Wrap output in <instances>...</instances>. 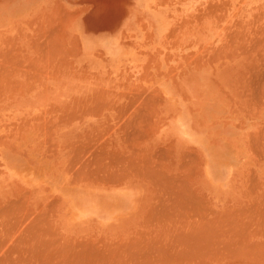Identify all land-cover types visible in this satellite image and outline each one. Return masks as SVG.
I'll list each match as a JSON object with an SVG mask.
<instances>
[{
	"label": "rangeland",
	"instance_id": "374dc122",
	"mask_svg": "<svg viewBox=\"0 0 264 264\" xmlns=\"http://www.w3.org/2000/svg\"><path fill=\"white\" fill-rule=\"evenodd\" d=\"M90 21L97 22V36L99 38L106 33L108 35L112 33L113 35V39L115 40L113 46H104L105 44L102 43L106 53L112 57L113 63L111 69L113 74L109 73L110 75L108 77L105 74L77 72L76 74L78 77L75 78V81L79 85L103 89L105 87L134 88L154 85L157 87V89L153 91L155 95H161V92L164 90L173 88L172 90L179 93L181 97L185 96V100L189 98L190 94V96L194 98L195 103L197 95L200 94L201 90L202 92L206 91V93L212 97H216L220 102L217 103L216 107L220 105L218 107L219 109H221L222 106V110L226 108V112L229 114L235 112V114L239 116L244 128L243 134H245V136L243 135V138L245 137L247 140L251 129L248 126L250 124L249 118L256 119L264 113V104H262L264 103V0H0V92L3 91L0 94V165L2 164L0 166V221L6 217V219H3V221L5 220L4 223L0 222V231L4 227L3 229L6 230H4L7 234L6 236L9 237V242L11 241L9 245L6 246V244H8V239H3L5 233L3 234L2 230L0 236H3V238L0 239V241H2V243H0L2 245L0 246L3 247V250L2 248L0 249L4 253L2 251L0 252V258H3L2 253L4 258L7 257L6 255L8 254L5 252H9L10 250L8 249H17L22 245H26V247L23 246L24 249L20 247L18 250H15L17 251L16 253L19 254L14 253L11 255L13 258H16V261H25V257H30V255L27 254L23 255L20 251H23L24 254L25 252L39 251L34 252L35 256L33 255L32 257L35 258L37 255L39 258L36 257V261L35 259L33 261L49 262L53 264L58 262V248H66L67 251L69 248H85L88 244L87 240L91 242V244L89 243L88 245H94L93 247L113 245V240L94 236L90 237V234L98 231L97 229H91L94 226H87L86 230L83 229L84 227L78 228L77 226L79 223L69 216L70 211L65 208L61 209L59 207L60 204L58 205L59 202H52L53 200L50 198L52 193L57 195L61 191L59 190L60 186L51 185L50 178L47 179L45 177L42 180V186H45L42 194L39 192L33 193L28 187L22 186V183L15 182L16 180L13 177V173H10L3 160V157L6 156L4 155V149H6L11 154L14 152L17 153L25 161L30 163L40 164L50 161L52 164L53 161H55L53 165L64 174L62 164H59L58 161L60 146L59 136L63 135L64 130L71 131L77 129L75 137L72 136L73 139L71 143H67L65 146L62 143V150L64 151L66 149V152L70 154L71 166H76L78 170H95L99 169L98 167H103V170H106L104 169L106 167V144L108 139H111V136L107 134L105 115L107 112V102L110 103L111 109V104L113 102L111 99L113 97L115 98V103H121L124 99L125 110L128 109L131 111V114H144V116L146 114L145 119L146 117L148 118V121L144 120L146 125L137 126V129L136 126L132 128V125H130L129 128L130 130L133 129V131L135 129L137 132L141 131L139 133L140 144H138V146L136 145V149H145V168H148L145 169L146 174L140 175L139 177L138 175H124L126 177L119 176V179L123 178L127 181H141L145 186H208L205 181H202L203 179H201L200 173L196 172L199 168V171L202 170L200 157H195L196 155L190 154L188 149L186 150L187 146L183 144L181 145L188 155L183 152V154L181 153L176 157V147L171 141V137H175L178 141L179 138L182 141L186 140L184 129L187 130V124H191L188 119V121L184 122L186 126H184L182 130L181 127H179L180 124L174 126V123L170 122V117L172 116L170 113L168 114L169 111L166 112V110H171L170 112L176 114V117H173L175 121L179 114L178 111L181 110L180 104H176L178 102L177 98H173L168 94L169 99L165 105L161 99L154 96L156 98L155 100L154 97H152L153 95L149 96L148 94L111 96L105 93H99L82 96L81 99L76 100L75 104L70 105L60 101V96L57 94L50 93L53 87H57L61 82L63 84L64 80L60 78V75H63L64 71H66L67 75L71 74L72 76L74 72L77 71L74 61L80 54L81 47L79 37L77 36L76 38V36H73L74 29L77 28V24L88 23ZM109 24H112L111 30L109 26H107ZM128 44H136L142 51H145L146 58L143 63L134 49L122 48ZM117 46L122 47L119 48ZM87 58L90 60L89 56H87ZM93 64L97 67L100 66L101 63L100 61H96ZM27 66L28 68H26ZM19 71L25 73L21 74ZM123 71H125V73L119 74ZM36 72H38V75ZM201 77H203V79ZM25 78L27 79L25 80ZM18 80L20 81L17 82ZM31 80H33V82ZM11 81L15 82V84L14 82L11 83L12 86H10ZM186 81L193 83L191 85L181 83ZM27 82L30 83L27 84ZM31 83L34 84V86L31 85ZM5 86H7V88ZM20 87L22 89H20ZM8 88L10 89L8 90ZM167 92L168 91H166V93ZM8 96H10V98ZM210 96H208V100ZM116 97L119 101H116ZM261 97L263 99H261ZM192 106L190 110L192 112H197L198 109L194 108L196 104H192ZM98 107L100 108L98 109ZM155 109L157 111H155ZM183 109L185 108L183 107ZM149 112H151V115L148 114ZM262 116L264 119V114ZM90 117L99 121V129H94L93 131H90V129L86 131L81 130V127L83 128L85 122L89 120ZM150 117L152 121L149 119ZM130 120H132V118ZM152 122L153 124H151ZM140 123H143L142 119H140ZM155 125L156 127H154ZM142 126L143 129H141ZM263 127L264 126H259V128L251 131L252 134L248 142V146L251 151H253L252 153L258 162L264 161ZM164 128H166V133L169 134V136L164 135ZM31 132H33V134H31ZM258 133L261 134L263 138ZM26 136L28 137L26 138ZM135 136L138 137L137 134H135ZM188 139L187 143H190L193 137L190 136ZM257 139H259V143ZM260 146L263 148H260ZM164 147L166 149H164ZM168 147L172 148L168 149ZM75 148L77 150H75ZM166 150H168L169 153L168 151L166 152ZM78 151H80V153ZM164 151L166 157L162 155ZM159 152H163L161 156H163L164 159L166 158L165 162ZM148 153L151 154L148 155ZM147 156H150L149 160ZM155 156L158 157V159ZM152 157H154L155 161L152 160ZM159 157L162 158V162ZM194 157L197 160H194ZM150 161L152 164L150 163L151 165L149 166L148 162ZM193 161L196 162L194 163ZM153 163H155V165L158 164L160 168L158 166L156 167ZM187 163L189 164L188 166ZM192 163L199 168L193 170L196 166L192 168L194 165ZM162 165H166V168ZM152 169L153 171L151 173ZM153 172L157 174H153ZM167 172L170 173V176H168ZM148 173L150 175H148ZM212 174L217 178L219 171L217 172L215 170ZM172 176L175 178L172 179ZM108 177L111 176L106 174L76 175L75 184L77 186H64V189L68 194L70 193L73 199L81 198L85 200L83 201L85 204L90 202L87 200L92 199L95 201L94 203L100 206V203L110 201V199L107 200V197L109 198L111 190L104 185L96 186L97 184H95V182L104 183ZM162 177H164L166 183L163 182ZM263 177L264 176L251 174L250 171H247L241 179H236V173L233 172L230 174L227 186H251L250 183L256 186L260 183L259 186H264ZM154 179L158 181L160 179V181L158 182ZM13 180L14 183H12ZM68 181V185L74 184H70V181ZM256 182H258V184ZM52 190H54V192H52ZM149 193L151 197L146 204V215L151 216L153 211V215L169 213L171 208L176 205L170 202L169 191L166 193V191L152 190L149 191ZM154 196L156 198L152 199ZM157 199H161L162 201ZM117 201L118 200L113 199L112 202L113 205L119 207V202L117 203ZM8 202L9 204H7ZM186 203L185 205H187ZM96 204L93 205L95 206ZM191 204L193 205V201L191 203L189 201V205ZM168 205L169 207H167ZM131 206L132 204L130 203L129 210L126 209L122 213L128 214L131 212ZM47 207L49 208L47 209ZM160 208L161 210H159ZM231 210L227 211V214H230V212L234 214V209L233 211ZM11 214H13V216ZM10 215L14 219L10 217ZM16 219H18V221ZM29 219L31 221H29ZM32 219L35 221L36 225ZM7 221V225L13 223L11 227H14L11 228L10 225L7 227ZM27 222H31L32 224ZM49 223H52V225ZM73 225L76 226L75 231L77 234L65 233L66 230H69L67 226ZM146 225L149 226L150 224ZM9 228L11 230H8ZM167 230L154 232L153 229L147 228V237L145 238L147 242L144 241L145 239L140 241H144L146 247H152V244L147 243L152 242L153 245H155V240L157 239L161 243L156 241L161 245L156 244L158 246L153 247L165 246V244L167 246L172 240L176 239L172 237L174 234L171 233L170 230ZM83 231H87V233L81 234ZM60 232H62V234ZM35 235H37V239H39L38 242L35 241L37 240ZM155 235L157 236L155 237ZM17 236H19V238ZM30 236L32 240H30ZM43 237L47 240L44 239L42 241ZM149 237L153 238L150 239ZM170 237L171 240L169 241L168 239ZM152 239L154 242L151 241ZM17 240L21 242L19 243L20 245L15 243V246H19L15 248L13 247L14 245L12 246V243ZM6 241L7 243H5ZM41 241L43 244H46L45 248H43L44 245L41 246ZM85 241L87 244H84ZM114 241L116 242V240ZM121 241L122 240H119V242ZM185 241L189 240L184 239L183 242L185 243ZM34 242L36 243L33 244ZM48 242L49 244H47ZM79 242L81 245L84 244L85 246L83 245L81 247V245L78 244ZM178 242L183 243L182 240L176 239L172 241L170 245H176ZM28 244H37V246H35L36 249H34L35 247H32V245L28 247ZM62 245L64 246L62 247ZM47 247H49V252L47 251ZM43 249L46 250L43 251ZM53 250L56 251L53 252ZM227 256H223L224 259L220 260L222 255H220V258L219 254L214 255V260L211 259L210 264H237L239 259H241V264H264V256L262 257V255H242L244 257L240 255ZM8 257L10 256L8 255ZM71 257L74 258L77 256ZM80 257L83 258V263L88 262L86 257L89 258V255H81ZM66 258L68 260L70 255H66Z\"/></svg>",
	"mask_w": 264,
	"mask_h": 264
},
{
	"label": "crops",
	"instance_id": "0c3cea01",
	"mask_svg": "<svg viewBox=\"0 0 264 264\" xmlns=\"http://www.w3.org/2000/svg\"><path fill=\"white\" fill-rule=\"evenodd\" d=\"M76 26H77V28L74 29V33H73L74 35L73 36L74 37L76 36V38H77V36L79 37V43H80V47H81L80 54L78 55V57L74 61L77 71L74 72V75L73 76L71 74H68L67 75L66 74V71H64L63 75L62 74L60 75V78H63V80H64L63 81V84L61 82V83H59V85L57 87H53L52 88V91L50 93L57 94L58 96H60V98H59L60 101H63L64 103H67V104H70V105L75 104L76 100L81 99L82 96H89V95H94V94H99V93H105V94L111 95V96H119V95H125V94H138V95H147L148 94V95H153V91L157 89V87L154 86V85H152V86L146 85V86H143V87H134V88L105 87L104 89L103 88H97V87H91V86L79 85L75 81V78L78 77V75L76 74L77 72H80V73H83L84 72V73H87V74H94V73L105 74L108 77L110 75L109 73L113 74V71L111 69L112 63H113L112 62V57L108 53H106V50H104V46H113L115 40L113 39L112 33H110L109 35L106 33L104 36H102V37L99 38L97 36V31H98V24H97V22L90 21L88 23H80V24H77ZM107 26H109L110 30L112 29V24H109ZM82 27H84V28H82ZM102 43H104L105 45L102 46ZM117 47L121 48L122 46L121 47L120 46H117ZM122 48L123 49H130V48L134 49L135 52L139 55L140 59L142 60V63L145 61V58H146L145 51H142L140 49V47H137L136 46V44H128L127 46H123ZM87 56L90 57V60L87 58ZM96 61L97 62L100 61V63H101L100 66H97L96 67L95 64H93ZM123 73H125V71H123L122 73H119V74H123ZM119 74H117V75H119ZM80 75H82V74H80ZM201 78L203 79V77H201ZM181 83H186V84H190L191 85L193 82L189 83V82L186 81V82H181ZM102 91H105V92H102ZM111 100L113 101L112 104H111V109H110V103L107 102V108L108 109H107V112H106V115H105V120L107 122V134L111 136V139H108L107 144H106V150H107V153H106V165L107 166L105 167L106 170H103L102 169L103 167H101V168L98 167L99 169H95V170H92V169L91 170H78L76 168V166H71V163L72 162H71L70 154H69V152H66V149L64 151L62 150V143H63L64 146L67 143H71L72 142V139H73L72 136L75 137V133H76V130L77 129H73L71 131L64 130L63 135H60L59 136L60 146H59V151H58V161H59V164H62L63 172L68 176L70 183H73L74 182V184H75V176L76 175H80V174H101V173L102 174H105L107 171H108V173L111 171L110 172L111 174L110 173L109 174L106 173V175H108V176L111 175L112 178L111 177H108L104 183L103 182H95V184H97L96 186H103L104 185L106 188L109 187V189L111 191L112 190H114V191L116 190V191L124 192V196H126L127 200L132 204V206H131L132 207L131 208V212H129L128 214L123 215V216L112 217V219L106 221V223L104 224V227H103L104 229L95 231L94 233H92V234L89 235L90 237H93L94 236V237H99V238H106L107 240H113V242H112L113 245H111V247H110V245H107L105 247H91L92 248L91 250L89 248V251L92 252L90 254H88L89 251H88L87 248H69L68 251L65 248L62 249V251L60 249H58L57 254L59 255V259H58L59 261L57 263L58 264H65L67 262L66 264H73V263L74 264H83V263H81L83 259H81L80 256L81 255H89L90 259L89 258L87 259V261L90 260L88 262L89 264H92V262H93V264H120V263L121 264H141L140 262H142V264H149L151 261L154 262L153 264H163L164 262L167 264V261H168V264L169 263L170 264H177V263H174V262H180L179 264H181V263L182 264H186L187 262H188L187 264H191V263L192 264H200V263L201 264H208V262H211V259L213 258V256L216 253H218V254L220 253L219 250L222 251V248H224V246H225V248L229 247L227 249V252L231 251L228 254H232V255H236L238 252H239V254H237V255H241V254L242 255H253L255 253H256L255 255H257V254L258 255H262L264 253V245H263V242H264V237H263V235H264V224H262V223H264V221H263V219H264V212H263L264 211V204H263L264 201H262L264 199V196H263L264 195V186H261V188H260V186H257V187L256 186H171V187L169 186V188L166 186L167 187L166 188L165 186H145V184L142 183V182H140V181H129V180L127 181V180H124L123 178L122 179H119V176H124V175H128V174L129 175H134V174L136 175V173L138 174V176H140V175H144V173H145V171H144L145 170V164L143 163L144 166L142 164V162H145V154H144L145 153V149L143 148L144 149V152H143V150L141 151V149H139V148L136 149L135 146L136 145L138 146V144H140V138L138 139L139 136L136 137L134 135V134H138V133H136L135 130L133 131L134 132L133 133L129 129L130 128V125H133V124H134L133 125L134 127L135 126H140L139 125L140 119H142V117H144V115L138 116L139 114H134V113L131 114V111H129L128 109L125 110V100L124 99L121 101V103L120 102H116L115 103L114 102V100H115L114 97ZM116 101H119V99L117 97H116ZM222 108L223 107L221 106V109ZM223 110H224L223 111L224 114H223V116L221 118L222 119L221 126H220L221 128L219 127V129L217 131H214V132L219 133L222 129H225L226 127H232L233 128V136H224L223 137L224 140L228 141V140L233 139L234 141H236V140L240 139V143L243 141L242 142L243 146L241 147V149L239 148L237 150L238 162H237V165L234 167V171H233L234 173H236V176H238V178L236 177V179H241V177L248 170L252 174L255 173V175L264 176V161L258 162L257 159L254 157L251 149L248 146L249 138L251 137V131L259 128V126H264V119H263V116H262L264 113H262L256 119L249 118L250 119V124L248 126L251 129L249 131V136L250 137L247 140V138H245V137L243 138V135L245 136V134H243L244 128H243V125H242V122H241V119L239 118V116L236 115V114L234 115L235 112H231V114H229L228 112H226L227 111L226 108L223 109ZM131 118H132V120L130 121ZM109 119H110V121H109ZM133 119H134V121H133ZM142 120H143V123H140V124L144 126L145 125V121H144L145 120V117ZM245 120H247V119H245ZM130 122H131V124H130ZM136 122H137V125H136ZM99 126H100L99 121L93 119L92 117H90L89 120H87L85 122V125L83 126V128L81 127V130L86 131V130H89L90 129V131H93L94 129H99ZM211 132L209 130V134ZM216 133H214V134H216ZM171 141L175 144V147H176V157H177V155H180L181 153L185 152L183 146L181 145V142L178 141L175 137L174 138L171 137ZM132 145H134V146H132ZM131 149H133V152H132ZM119 152H120V154H119ZM125 152H127V153H125ZM239 153H241V154H239ZM248 153H249V156H248ZM131 155H132V157L130 158L129 156H131ZM134 155H136V156L134 157ZM114 157L117 158V160L120 157V159H119L120 161L118 160L117 161L118 163H117ZM127 157H128V160L130 158V162L127 160ZM142 157H144V158H142ZM247 157L249 159H246ZM135 158H137V159H135ZM135 160H138V161H135ZM133 161H135V162H133ZM112 162L115 165L114 164L111 165ZM129 163H131L130 166H129ZM123 165H124V167L126 166L124 169H122L123 168ZM138 165H139L140 169H139ZM118 167H120V168H118ZM133 167H134V170H133ZM126 168H128V169L130 168L129 169L130 172ZM136 169L138 170V172H137ZM118 171H119V173H117ZM141 171H143V172H141ZM134 172H136V173H134ZM243 172H245V173H243ZM112 173H114V177H113V174ZM121 173H123V174L120 175ZM109 178H111V179H109ZM113 178H115V179H113ZM162 187L163 188H166V189H163ZM172 187H174V189H172ZM252 188H253V190H252ZM167 189L170 192V194H169V197L171 199L170 202H173V203L174 202H176V203L178 202L175 206H173L171 208V211L169 213H167L169 215H166V213L165 214H155V215H151L153 218H151V216H149V215H146V209H145L146 208V204L148 203V201H149V199L151 197V194L149 193V191H152V190H156V191H163L164 190V191H167ZM184 189H185V191H184ZM191 192H194V193H191ZM254 192H256V193H254ZM260 193L262 194V196H261ZM185 194L188 197H190V198H188ZM114 195L115 194H112L110 196L113 197ZM174 197H176V198H174ZM184 201H186L188 204H189V201L190 202L193 201L192 207L191 206H188V205H186V206L183 205V204L186 203ZM260 201H262V202H260ZM201 202H202V204H201ZM259 202L262 203L261 204L262 206L260 205ZM179 203H180V205H179ZM205 203H207V204H205ZM201 205H204L205 207L207 206L206 209L208 208L210 210H208V209L206 210L205 207L204 206H201ZM241 206L244 207V208H242ZM254 206H256V208ZM180 207L181 208L184 207V208L181 209ZM202 207H203V209H202ZM238 207H240V208H238ZM233 208H234V211L236 213H234L233 215L232 214H228L231 217L230 218L227 215V211H229L230 209H233ZM257 208H258V210H257ZM172 209H173V211H172ZM177 209L179 210V212L181 214L178 212ZM239 209L242 210V211H244V212L247 211L248 213L252 209L251 211H253L254 213H256V211H257V213H256L257 215H255L253 212H250L249 215H247L248 213H243V215H244V218H243V216L242 217L240 216V214L242 215V213H240L242 211L238 212ZM248 209H249V211H248ZM174 210H175V212H174ZM195 210L196 211L198 210L197 212L199 214H197V212ZM203 210L205 211V213L203 212ZM261 210H262V213H261ZM201 211H202V214H201ZM224 211H226V212H224ZM184 212H185V215H184ZM194 213L196 214L197 217H195V214ZM174 214H175V216H174ZM200 214H201V219H202V217H204L202 219V221H200V218L198 219V216ZM206 214H207V216H206ZM221 215L223 217L226 216L225 219L227 218V221L224 220V218ZM235 215H237L236 218H235ZM245 215L247 216L246 218H245ZM182 216H184V217H182ZM252 216H253V218H251ZM260 216H261V219H260ZM240 217H241V219H244V220L241 221ZM222 218H223L224 221L222 220ZM229 218H230L231 221L229 220ZM146 219H147V221H146ZM164 219H166V221ZM169 219H170V221H169ZM175 219H177V220H175ZM204 219H206V220H204ZM252 219H254V220H252ZM151 220H152L153 223H151ZM198 220H199V222H198ZM186 221H187V223H185ZM208 221H209L210 224H213L212 221H214V224L215 223L216 224L215 225L213 224V225L216 226V227H214L213 225H210L208 223ZM215 221H219L221 223L219 224L218 222H215ZM222 221H223L224 224L222 223ZM236 221H237V223H236ZM192 222H193V224H192ZM227 222H230V223L231 222H234L235 224L234 223H231L232 226L231 227H228L227 226V229H226V226L224 227V225H228ZM244 222L245 223L248 222L247 223L248 226L245 225V226H247V228H246L245 231L248 232V234L250 235V237L248 236V238L246 237L248 234H245V232H244V229H245ZM249 222L250 223L252 222V224L250 225L251 228H249V231H248ZM205 223H207L208 226ZM259 223L263 226V228H262V226H260ZM146 224H150V225L147 227ZM152 224L153 225L155 224V225L153 226ZM158 224L161 225V226H159ZM241 224H243V225H241ZM194 225H196L198 228L197 227L194 228ZM202 225H205L206 227L205 226L202 227ZM222 225L224 227V228L222 227L224 229V231H223L222 228H220V226H222ZM234 225H236V228H235ZM238 226L239 227L242 226V227L241 228H238ZM155 227H156V229H155ZM212 227L213 228H216V229H213ZM67 228L69 230H66L65 233L77 234V232L75 231L76 226H74V225L73 226H67ZM147 228L153 229L154 232H158V231H161V230H164L165 231V230L168 229V230L171 231V233L173 232V234H176V237H179V240H183L184 237H186V240L189 239L191 241H188L187 242L188 244H186V242L183 244L184 246L188 245L187 247L182 246L181 245L182 243L180 244L179 242H178L179 244H177L176 247L174 245H170L171 247L168 246L172 250V252L166 246H162L161 248L160 247H157L160 250H158L156 247H154V248L153 247H151V248L148 247L149 249L146 247V249H145V244H142L144 241L141 242L140 240L141 239L144 240L147 237V234H146ZM192 228L194 230L197 228L195 230L196 231L195 233L192 232L193 231ZM200 228H203L204 231L206 230L205 228H208L207 229L208 231L206 230L204 232V235L206 233L207 237L210 236L209 240L212 239L215 236L214 233L216 231L218 232V235H216V236H219L220 238H217L216 237L217 238V240H216L215 237H214V240H216L215 245H214V242L215 241L210 240V241H212L210 243L208 241V238L206 237V235H205V237H203V234H202L203 230L200 229ZM229 228H230V231H231L232 228H235V229H233L230 232V231H228ZM237 228L240 229V230H242V233H244V235H246V236H244L242 233H240L241 231L238 230ZM187 229L188 230H191L190 233H192V234H190ZM198 229H200V230H198ZM178 230H180V231H178ZM210 230L214 234L213 237L211 235L212 232L209 235L207 234V233H209ZM218 230H220V231H218ZM226 230L229 232V234L228 233H224ZM236 230L240 233V235H242L244 237H240L239 238L240 235H239V233ZM252 230H253V233H252ZM259 230H260V235L258 234ZM187 231H188V233H187ZM198 231L199 232L202 231V232H200V235L202 234L201 236L203 238L202 237H199V236L197 237L195 235L196 233H197V235H199L198 234ZM233 231H235L234 232L235 234L232 233ZM221 232L224 233L223 234V237H221L222 236L221 235ZM261 232H263V233H261ZM60 233L62 234V232H60ZM84 233H87V231H83L81 234H84ZM181 233H183L184 236L182 234V236L180 237L179 235H181ZM186 233H187V236L189 234V237L190 238L192 237V239H190L189 237L187 238V236H185ZM255 233H257V234H255ZM225 234L226 235L228 234V235L226 236ZM190 235H194V236H190ZM237 235H238V237H237ZM87 236H80V237H87ZM142 236H144L145 238L142 237ZM156 236L157 235H155V237ZM174 237H175V235H174ZM182 237H183V239H181ZM227 237L229 239H227ZM234 237H235V239H234ZM205 238L207 240H205ZM231 238H233V239H231ZM176 239H178V238H176ZM114 240H116V242ZM119 240H122V241L119 242ZM135 240H138V241H135ZM195 240L197 242H196V244L194 243L195 244L194 245L192 242L195 241ZM218 240L219 241H221V240L223 241L224 240V242L226 240V242L225 243L224 242L221 243L222 241L221 242H218ZM231 240L232 241L234 240V242H232ZM242 240L245 242V244L243 243ZM227 241H229L230 244L231 243L232 244L234 243V244L231 245V246H228L230 244ZM260 241H262L261 242L262 244L261 245H258ZM129 242L132 245H129L130 244ZM202 242H204V244ZM235 242H236V247L234 246L235 245ZM124 243H126V244H124ZM127 243H128V245H127ZM240 243H243L244 247H243V245H242V247H240V245H238ZM246 243H248L249 246H247L248 244H246ZM133 244H134V246H133ZM192 244L195 247H192L193 246ZM218 244H220V245H218ZM223 244H224V246H223ZM252 244L253 245L255 244L253 248H255L256 250H254V249H252V247H250V245L253 246ZM189 245L191 246V249H190V246ZM196 245H198V247H196ZM209 245L210 246L213 245L212 246L213 248L209 247ZM216 245H218V246H216ZM262 245H263V247H261ZM108 246L110 247V249H108ZM139 246H140V248L144 246L143 247L144 249L143 248H141V249H142V251L144 250L143 251L144 252V255H145V257L148 260H146V258L143 256V252L141 251V249H139ZM173 246H174L175 249L177 248V249H180V250L179 251L177 249L174 250ZM113 247H114V251L112 250ZM119 247H121V248H119ZM126 247H127L128 250L126 249ZM134 247H138L139 251H138L137 248H136V250L135 249L134 250H131V248L133 249ZM206 247H208V248H206ZM238 247H239V249H237ZM246 247L247 248L248 247L251 248L250 249L251 251L249 252L248 249L246 250ZM152 248L153 249H157L158 251H160L162 253H159L158 254V251H156V250L154 251ZM166 248L169 251L168 253H167ZM185 248H186V250H185ZM225 248H224V250H225ZM241 248H242V250H241ZM115 249H117V250H115ZM198 249H199V251H198ZM207 249L210 252V254H208L209 252L207 251ZM213 249H215V250H213ZM217 249H219V250L217 251ZM233 249H235V251L237 253H234L235 251ZM243 249L245 250V253H243L244 252ZM9 250H10V254L13 255L14 252H15V250H18V249H13V250L12 249H9ZM43 250H46V249H43ZM146 250H147V253H146ZM163 250H164V252H163ZM232 250L234 251L233 252L234 254L232 253ZM47 251L49 252L50 250L47 249ZM173 251H176V252L174 253ZM212 251H215L214 252L215 254L212 253L213 255H211V252ZM240 251H241V253H240ZM141 252H142V254H141ZM177 252H180V254H178ZM181 252L183 254H181ZM184 252H185V254L188 257L186 255H184ZM224 252H225L224 254H227L226 250ZM7 253L9 254V252H7ZM30 253H32V252H30ZM64 253H65V255H64ZM94 253H96V254H94ZM135 253L137 254V258L138 259L136 258V254ZM195 253H198V254H195ZM15 254H16V252H15ZM17 254H19V253H17ZM26 254L27 255H33V253L32 254L26 253ZM147 254H149V256L151 258ZM193 254H195V256H196L197 259L195 258V256ZM62 255H63V257H62ZM66 255H70V258L68 260L66 258ZM100 255L101 256L103 255V256L101 257ZM118 255H120V256H118ZM140 255H142V256H140ZM192 255H193L194 258L191 257ZM197 255L199 256V258H198ZM208 255H210V256H208ZM71 256H77V257L72 258ZM168 256H171L172 259H169L171 262L169 260H167L168 258H170ZM160 257H162V259ZM6 258H8V259L5 260V262H3L4 261L3 259H6ZM6 258H2V260H3L2 261V264L3 263L4 264L7 263V261L10 262L11 260H13V261L10 262V264H26V261H29V260H32V261H30V263L28 262L27 264H32V263L34 264V262H35V261H33V257H32V259H30V257H27L25 263H24V261H21V262L16 261V258H13L12 256L6 257ZM92 258H93L94 261L91 260ZM108 258H109V260H108ZM140 258H141V261H140ZM175 259H176V261H174ZM178 259H179V261H178ZM181 259L183 260V262H182ZM133 260H135V261H133ZM108 261H110V262H108ZM0 262H1V258H0ZM235 262L237 263L236 260H235ZM42 263L43 264H50L49 262H37V263L35 262V264H42ZM88 263H86V264H88ZM238 263L239 264L242 263L241 262V259H239V262ZM53 264H55V263H53Z\"/></svg>",
	"mask_w": 264,
	"mask_h": 264
},
{
	"label": "bare ground",
	"instance_id": "6f19581e",
	"mask_svg": "<svg viewBox=\"0 0 264 264\" xmlns=\"http://www.w3.org/2000/svg\"><path fill=\"white\" fill-rule=\"evenodd\" d=\"M218 8V7H217ZM216 8V9H217ZM210 10V9H209ZM213 14V13H212ZM48 58V57H47ZM46 58V59H47ZM260 58V57H259ZM48 60V59H47ZM259 60V59H258ZM50 61V60H49ZM53 61V60H52ZM217 61V60H216ZM222 64H224V63H222ZM22 65V64H21ZM20 65V66H21ZM56 65V64H55ZM43 66V65H42ZM59 66V65H58ZM221 66V65H220ZM32 67V66H31ZM256 67V66H255ZM18 68H19V66H18ZM26 68H28V66L26 67ZM30 68V67H29ZM247 68V67H246ZM31 69H33V68H31ZM250 69V68H249ZM21 70V69H20ZM29 71V70H28ZM20 72V71H19ZM246 72V71H245ZM250 72V71H249ZM264 72V71H263ZM21 73V72H20ZM22 73H25V72H22ZM21 73V74H22ZM40 73H41V71H40ZM19 74V73H18ZM36 74L38 75V72H36ZM253 74V73H252ZM260 74V73H259ZM41 75V74H40ZM21 76V75H20ZM23 76V75H22ZM27 76V75H26ZM25 76V77H26ZM38 77V76H37ZM246 77V76H245ZM36 78V77H35ZM40 78V77H39ZM42 78V77H41ZM27 78H25V80H26ZM29 79V78H28ZM32 79V78H31ZM12 80H13V78H12ZM25 80H24V82H25ZM33 80H34V78H33ZM33 80H31L32 82H33ZM41 80V79H40ZM20 80H18L17 82H19ZM35 81V80H34ZM206 81V80H205ZM14 82V81H13ZM12 81L10 82V84L11 83H13ZM16 82V83H17ZM36 82V81H35ZM39 82V81H38ZM243 82V81H242ZM6 83V82H5ZM8 83H9V81H8ZM30 83V82H29ZM28 82H27V84H29ZM253 83V82H252ZM14 84H15V82H14ZM13 84V85H14ZM18 84V83H17ZM23 84V83H22ZM25 84V83H24ZM7 85V84H6ZM31 85H33L34 86V84H32L31 83ZM260 85V84H259ZM8 86V85H7ZM7 86H5L6 88H7ZM10 86H12V84L10 85ZM10 86H8V87H10ZM17 86V85H16ZM18 86H20V85H18ZM23 86V85H22ZM245 86V85H244ZM254 86V85H253ZM264 86V85H263ZM15 87V86H14ZM13 87V88H14ZM240 87V86H239ZM3 88V87H2ZM11 88V87H10ZM10 88H8V90L10 89ZM19 88V87H18ZM259 88V87H258ZM261 88H262V86H261ZM4 89V88H3ZM16 89V88H15ZM20 89H22L21 87H20ZM19 89V90H20ZM173 88H171V89H168V90H164L163 92H161V95H159V94H157V95H155V94H153V96L152 95H149V96H152V97H157L158 99H161L162 100V102L166 105V102H168V99H169V96H171V97H173V98H177V105H178V103L180 104V107H181V110L180 111H178L179 112V114H178V117H177V119H175V121L173 120V117H176V114L175 113H172V112H170L171 110H166V112H168V114L170 113L171 114V116L172 117H170L171 118V120H170V122L171 123H174V126H176L177 124H180V126L179 127H181V129L183 130L184 129V126H186V124H184V122H186V121H188V119L190 120V122H191V124H187L188 126H186V128H187V130L186 129H184V133L186 134V140H184V141H182L179 137V141L181 142V144H183V145H185V146H187V148H186V150L188 149V151H189V153L190 154H194V155H196L195 157H200V162H201V171H199L200 170V168L198 169L197 168V165H195L194 163L196 162V161H193L194 163H192V164H194L193 166H192V168H194L195 166H196V168H194L193 170H197L198 169V171H196L197 173H200V177H201V179H203L202 181L204 182H206V184L208 185V186H227V182H229L228 180H229V177H230V174L231 173H233V171H234V167L237 165V162H238V158H237V150L240 148L241 149V147L243 146V144H242V142L240 143V139H238V140H236V141H234L233 139H231V140H228V141H226V140H224V136H233V128L232 127H226L225 129H223L222 131H220L219 133H216V134H214V133H211V134H209V130L210 131H212V132H214V131H216L220 126H221V121H222V116H223V110L222 109H219L218 107L220 106H217L216 107V105H217V103H219L218 101H217V99L213 96H210L208 93H206V91H204V92H202V90H201V92H200V90H199V92H200V94H198L197 95V98H196V103L194 102V98L192 97V96H190V94H189V98L187 99V100H185V96L184 97H181L180 96V94L179 93H177V92H174L173 90H172ZM246 89V88H245ZM243 90V89H242ZM7 91V90H6ZM18 91V90H17ZM16 91V92H17ZM166 91H168L167 93H166ZM259 91V90H258ZM263 91H264V89H263ZM1 92H3V91H1ZM1 92H0V94H1ZM8 92V91H7ZM11 92V91H10ZM14 92V91H13ZM28 92V91H27ZM246 92V91H245ZM244 92V93H245ZM6 93V92H5ZM147 93V92H146ZM171 93V94H170ZM262 93V92H261ZM11 94V93H10ZM12 94H14V93H12ZM168 94H169V96H168ZM4 95V94H3ZM222 95V94H221ZM248 95V94H247ZM250 95V94H249ZM253 95V94H252ZM161 98H160V97ZM208 96H210V98H209V100H208ZM259 96V95H258ZM1 97V96H0ZM9 98H10V96H8ZM148 97V96H147ZM154 97V98H155ZM150 98V97H149ZM148 98V99H149ZM221 98V97H220ZM239 98V97H238ZM156 99V98H155ZM253 99V98H252ZM261 99H263L262 97H261ZM260 99V100H261ZM152 100H153V98H152ZM257 100V99H256ZM260 100H259V102H260ZM2 101V100H1ZM161 102V103H162ZM254 102V101H253ZM262 102V101H261ZM148 103V102H147ZM192 104H196V106L194 107V108H197L198 109V111L197 112H192L190 109L193 107L192 106ZM237 104V103H236ZM262 104H264V103H262ZM103 107V106H102ZM148 107V106H147ZM183 107L185 108V109H183ZM100 107H98V109H99ZM169 108H171V107H169ZM97 109V110H98ZM108 109V108H107ZM155 111H157L156 109H155ZM91 112V111H90ZM152 112V111H151ZM151 112H149L148 114H150ZM99 113H100V111H99ZM139 113V112H138ZM141 115V114H140ZM140 115H138V116H140ZM142 115H144V114H142ZM151 115V114H150ZM149 115V116H150ZM155 115V114H154ZM234 115H235V113H234ZM145 116H146V114H145ZM144 116V117H145ZM153 116V115H152ZM108 117V116H107ZM142 117V116H141ZM144 117H142V119H144ZM153 117H155V116H153ZM152 117V118H153ZM158 117V116H157ZM161 117V116H160ZM187 117V118H186ZM190 117V118H189ZM139 119V118H138ZM147 119V120H146ZM146 119H145V121H148V118L146 117ZM149 119H151V117L149 118ZM160 119V118H159ZM180 120V121H179ZM109 121H110V119H109ZM131 121V120H130ZM133 121H134V119H133ZM143 121V120H142ZM151 121H152V119H151ZM173 121V122H172ZM177 121V122H176ZM126 122V121H125ZM4 124V123H3ZM14 124V123H13ZM127 124V123H126ZM129 124V123H128ZM130 124H131V122H130ZM150 124V123H149ZM151 124H153V122L151 123ZM151 124H150V127H151ZM158 124V123H157ZM2 125V124H1ZM134 125V124H133ZM133 125L131 126L132 128H133ZM136 125H137V122H136ZM139 125H141L140 124V122H139ZM146 125V124H145ZM235 125V124H234ZM149 126V125H148ZM150 127H148L149 129H151ZM154 127H156V125L154 126ZM7 128V127H6ZM129 128V127H128ZM136 129H137V126H136ZM135 129V130H136ZM138 129H140V128H138ZM141 129H143V126H142V128ZM129 130V129H128ZM132 131H133V129H131ZM130 130V131H131ZM176 130V129H175ZM247 130V129H246ZM260 130V129H259ZM262 130V129H261ZM32 131V130H31ZM131 131V132H132ZM139 131V130H138ZM142 131H145V130H142ZM155 131H156V129H155ZM154 131V132H155ZM166 128H164L163 129V132L165 133L164 135H166V136H169V134H167L166 133ZM244 131V130H243ZM263 131V130H262ZM141 132V131H140ZM140 132H137L136 131V133H140ZM152 132H153V130H152ZM151 132V133H152ZM158 132V131H157ZM156 132V133H157ZM134 133V132H133ZM143 133V132H142ZM141 133V134H142ZM177 133V132H176ZM31 134H33V132H31ZM30 134V135H31ZM137 134V135H138ZM182 134V133H181ZM180 134V135H181ZM214 134V135H213ZM252 134V133H251ZM255 134V133H254ZM259 134V133H258ZM22 135V134H21ZM29 135V136H30ZM135 135V134H134ZM142 135H144V134H142ZM147 135H149V134H147ZM261 137H262V135H263V132H262V135L261 134H259ZM259 135H258V137H259ZM139 136V135H138ZM141 136V135H140ZM190 136L191 137H193V139H192V141L190 142V143H187L188 141L187 140H189L188 138H190ZM264 136V135H263ZM28 136H26V138H27ZM36 137V136H35ZM133 137V136H132ZM144 137V136H143ZM177 137V136H176ZM250 137V136H249ZM255 137V136H254ZM260 137V138H261ZM19 138V137H18ZM136 138V137H135ZM263 138V137H262ZM34 139V138H33ZM138 139H139V137H138ZM252 139V138H251ZM251 139H250V142H251ZM256 139V138H255ZM254 139V140H255ZM23 140V139H22ZM133 140V139H132ZM245 140V139H244ZM258 140V143H259V139H257ZM247 141V140H246ZM256 141V140H255ZM254 141V142H255ZM260 141H261V139H260ZM3 143H4V141H3ZM34 143V142H33ZM257 143V142H256ZM241 144V145H240ZM170 145V144H169ZM252 145H253V142H252ZM258 145H262V144H258ZM88 146V145H87ZM132 146H134V145H132ZM171 146H172V144H171ZM75 147H78V146H75ZM84 147V146H83ZM136 147V146H135ZM167 147V146H166ZM5 148V147H4ZM170 148H172V147H170ZM169 147H168V149H170ZM248 148V147H247ZM260 148H263L262 146H260ZM82 149V148H81ZM85 149V148H84ZM93 149V148H92ZM135 149V148H134ZM164 149H166L165 147H164ZM1 150V149H0ZM75 150H77L76 148H75ZM91 150V149H90ZM101 150H103V149H101ZM132 150V152H133V149H131ZM143 150V152H144V149H142ZM141 150V151H142ZM174 150V149H173ZM259 150V149H258ZM13 151H14V149H13ZM168 150H166V152H167ZM187 151V152H188ZM246 151V150H245ZM261 151V150H260ZM77 152V151H76ZM75 152V153H76ZM79 153H80V151H78ZM104 152V151H103ZM147 152V151H146ZM148 152H149V150H148ZM250 152V151H249ZM253 152V151H252ZM257 152V151H256ZM259 152V151H258ZM262 152V151H261ZM82 153H84V152H82ZM81 153V154H82ZM88 153V152H87ZM101 153V152H100ZM115 153V152H114ZM125 153H127V152H125ZM160 153V156H161V154L163 153V152H159ZM168 153H169V151H168ZM171 153H172V150H171ZM260 153V152H259ZM259 153H257V154H259ZM101 154H104V153H101ZM116 154V153H115ZM119 154H120V152H119ZM131 154V153H130ZM145 154V153H144ZM151 154V153H150ZM149 153H148V155H150ZM166 153H165V151H164V153L162 154V155H165ZM183 154V153H182ZM185 154H186V151H185ZM239 154H241V153H239ZM255 154V153H254ZM263 154V153H262ZM4 155H6L5 157H3V160H4V162L6 163V167L9 169V171H10V173H13V177H14V179L16 180L15 182H17V183H22V186H24V187H28L29 188V190H31L33 193H40V194H42L43 193V189L45 188V186H42V180L46 177L47 179L48 178H50V181H51V185L52 186H60L59 188V190L61 191V192H59L57 195L54 193H52V195H51V197L50 198H52L51 200H53L52 202H54V201H56V202H59L58 203V205L60 204V208L61 209H63V208H65V209H67V210H69L70 211V215L69 216H71L72 217V219L73 220H75V221H77L79 224H78V228H82V227H84L83 229L84 230H86L87 228V226H94L93 228H91V229H93V230H95V229H97V230H101V229H104L103 227H104V224L106 223V221H108V220H110V219H112V217H117V216H123V215H126V213H122L124 210H126V209H128L129 208V204H130V202L127 200V198H126V196H124V192H121V191H110L111 193H109V198L107 197V200H109L110 199V201H107V202H103V203H100V206L98 205V204H96V203H94L95 201H93L92 199H89V200H87V201H90L88 204H85V203H83V201H85V200H83V199H81V198H78V199H73V198H71V196H70V193L68 194L67 192H66V190L64 189V186H77L76 184H72V183H70V184H72V185H68V183H67V181H68V177H67V175L64 173H62L61 171H59V169L57 170L56 169V167L53 165L54 164V162L55 161H53V163L51 164L50 163V161H46V162H44V163H30V162H27V161H25L22 157H20V155H18L17 153H10V152H8L6 149H4ZM24 155V154H23ZM40 155V154H39ZM84 155V154H83ZM125 155V154H124ZM129 155V154H128ZM147 155V154H146ZM171 155V154H170ZM169 155V156H170ZM186 155H188V154H186ZM194 155H192V156H194ZM41 156V155H40ZM96 156V155H95ZM103 156H105V155H103ZM136 155H134V157H135ZM140 156V155H139ZM169 156H167V157H169ZM190 156V155H189ZM248 156H249V153H248ZM257 156V155H256ZM44 157V156H43ZM47 157V156H46ZM45 157V158H46ZM108 157V156H107ZM116 157V156H115ZM114 157V158H115ZM130 158L132 157V155L131 156H129ZM141 157V156H140ZM148 157V156H147ZM150 157V156H149ZM149 157H148V160H149ZM156 157V156H155ZM162 158H163V156H161ZM161 157H159L160 159H161V162H162V158ZM164 157H166V155L164 156ZM171 157V156H170ZM195 157H194V160H197V159H195ZM41 158V157H40ZM44 158V159H45ZM77 158V157H76ZM89 158V157H88ZM130 158H129V160H128V157H127V160L130 162ZM138 158V157H137ZM137 158H135V159H137ZM142 158H144V157H142ZM146 158V157H145ZM153 158V159H152ZM152 158H150V159H152V160H154V157H152ZM157 159H158V157H156ZM185 158H186V156H185ZM190 158V157H189ZM188 158V159H189ZM42 159V158H41ZM98 159V158H97ZM111 159V158H110ZM120 159V157L118 158V160ZM122 159V158H121ZM125 159V158H124ZM133 159V158H132ZM131 159V160H132ZM164 159V158H163ZM199 159V158H198ZM246 159H249L248 157L246 158ZM109 160V159H108ZM115 160H116V162L118 161L117 160V158H115ZM114 160V161H115ZM147 160V161H148ZM190 160V159H189ZM44 161V160H43ZM68 161V160H67ZM111 161V160H110ZM120 161V160H119ZM135 161H138V160H135ZM135 161H133V162H135ZM146 161V160H145ZM155 161V160H154ZM158 161V160H157ZM166 161V158L164 159V162ZM182 161V160H181ZM184 161V160H183ZM105 162V161H104ZM109 162V161H108ZM141 162V161H140ZM163 162V163H164ZM186 162V161H185ZM189 163H191L190 161H188ZM198 162V161H197ZM118 163V162H117ZM122 163V162H121ZM138 163V162H137ZM145 164V162H142V164ZM149 164V166L152 164L151 163V161L150 162H148ZM151 163V164H150ZM157 163V162H156ZM160 163V162H159ZM106 164V163H105ZM114 163L112 162V164L111 165H113ZM130 164L131 163H129V166H130ZM141 164V163H140ZM141 164V165H142ZM144 164H143V166H144ZM147 164V163H146ZM154 165H155V163H153ZM182 164H184V163H182ZM2 165V164H1ZM0 165V166H1ZM115 165V164H114ZM126 165V164H125ZM189 164L187 163V166H188ZM107 166V165H106ZM120 166V165H119ZM128 166V167H129ZM153 166V165H152ZM156 167L158 166L159 168H160V166L158 165V164H156L155 165ZM155 166H154V168H155ZM163 166V165H162ZM165 166V168H166V165H164ZM163 166V167H164ZM179 166V165H178ZM186 166V165H185ZM247 166V165H246ZM109 167V166H108ZM117 167V166H116ZM115 167V168H116ZM122 167V166H121ZM126 167V166H125ZM124 167V165H123V168L122 169H124L125 168ZM136 167V166H135ZM138 167H139V165H138ZM248 167V166H247ZM89 168V167H88ZM101 168V167H100ZM118 168H120V167H118ZM137 168V167H136ZM150 168H152V167H150ZM149 168V169H150ZM158 168V169H159ZM179 168V167H178ZM188 168V167H187ZM191 168V169H192ZM103 169V168H102ZM105 169V168H104ZM126 169H128V168H126ZM130 169V168H129ZM129 169H128V171H129ZM139 169H140V167H139ZM142 169V168H141ZM145 169H148V168H145ZM156 169V168H155ZM164 169V168H163ZM163 169H162V171H163ZM168 169H169V167H168ZM183 169V168H182ZM190 169V168H189ZM109 170V169H108ZM116 170V169H115ZM133 170H134V167H133ZM137 170V169H136ZM143 170V169H142ZM157 170V169H156ZM160 170V169H159ZM165 170V169H164ZM181 170V169H180ZM185 170V169H184ZM193 170H192V172H193ZM215 170L218 172L219 171V175L217 176V178H215V176L212 174L213 172H215ZM125 171V170H124ZM132 171V170H131ZM145 171V170H144ZM152 171H153V169L151 170V173H152ZM167 171H169V170H167ZM173 171V170H172ZM249 171V170H248ZM111 172V171H110ZM109 172V173H110ZM114 172V171H113ZM123 172V171H122ZM130 172V171H129ZM137 172H138V170H137ZM141 172H143V171H141ZM155 172H157V171H155ZM159 172V171H158ZM165 172H166V170H165ZM164 172V173H165ZM254 172V171H253ZM1 173V172H0ZM2 173H4V172H2ZM7 173V172H6ZM106 173H108V171L106 172ZM105 173V174H106ZM108 173V174H109ZM115 173V172H114ZM114 173H112L113 174V177H114ZM117 173H119V171L117 172ZM132 173V172H131ZM130 173V174H131ZM134 173H136V172H134ZM150 173V172H149ZM148 173V175H150ZM168 173V172H167ZM178 173V172H177ZM243 173H245V172H243ZM102 174V173H101ZM104 174V175H105ZM111 174V173H110ZM123 173H121L120 175H122ZM140 174V173H139ZM143 174V173H142ZM144 174H146V173H144ZM153 174H157V173H154L153 172ZM170 173H168V176H170L169 175ZM175 174V173H174ZM249 174V173H248ZM252 174V173H251ZM255 174V173H254ZM129 175V174H128ZM135 175V174H134ZM136 175H138L137 173H136ZM135 175V176H136ZM160 175V174H159ZM173 175V174H172ZM194 175V174H193ZM111 176V175H110ZM154 176V175H153ZM156 176V175H155ZM164 176H166V175H164ZM167 176V177H168ZM116 177V176H115ZM122 177V176H121ZM124 177H126V176H124ZM139 177V176H138ZM142 177V176H141ZM157 177H159V176H157ZM237 178H238V176H236ZM112 178V177H111ZM111 178H109V179H111ZM120 178V177H119ZM153 178V177H152ZM163 178V179H162ZM162 178H160V179H162L163 180V182H165L164 180V177H162ZM172 179L173 178H175V177H171ZM188 178V177H187ZM264 178V177H263ZM113 179H115V178H113ZM141 179V178H140ZM150 179V178H149ZM160 179H159V181H160ZM170 179V178H169ZM254 179H255V177H254ZM253 179V180H254ZM257 179V178H256ZM143 180V179H142ZM155 181H158V180H156V179H154ZM167 180V179H166ZM178 180V179H177ZM251 180V179H250ZM146 181V180H145ZM158 181V182H159ZM171 181V180H170ZM175 181V180H174ZM173 181V182H174ZM69 182V181H68ZM81 182V181H80ZM122 182V181H121ZM141 182V181H140ZM157 182V183H158ZM168 182V181H167ZM189 182H190V180H189ZM259 182H261V181H259ZM12 183H14V180H13V182ZM74 183V182H73ZM160 183H162V182H160ZM166 183V182H165ZM164 183V184H165ZM254 183H255V181H254ZM257 184H258V182H256ZM10 184V183H9ZM78 184V183H77ZM170 184V183H169ZM189 184H192V183H189ZM251 184V186H254V185H252L253 183H250ZM260 184V183H259ZM259 184H258V186H259ZM14 185V184H13ZM160 185V184H159ZM168 185V184H167ZM173 185H174V183H173ZM182 185V184H181ZM10 186V185H9ZM248 186H250V185H248ZM256 186V185H255ZM14 187V186H13ZM81 187V186H80ZM166 187V186H165ZM168 188H169V186H167ZM166 187V188H167ZM171 187V186H170ZM257 187V186H256ZM255 187V188H256ZM163 188V187H162ZM166 188H163V189H166ZM254 188V187H253ZM253 188H252V190H253ZM260 188H261V186H260ZM172 189H174V187H172ZM181 189V188H180ZM179 189V190H180ZM186 189V188H185ZM185 189H184V191H185ZM170 190V189H169ZM256 190V189H255ZM30 191V192H31ZM108 191V190H107ZM164 191V190H163ZM167 191H168V189H167ZM167 191H166V193H167ZM173 191V190H172ZM183 191V190H182ZM29 192V191H28ZM28 192H27V194H28ZM52 192H54V190H52ZM253 192V191H252ZM257 192V191H256ZM256 192H254V193H256ZM174 193V192H173ZM187 193V192H186ZM191 193H194V192H191ZM112 194H115L113 197H111L110 195H112ZM162 194V193H161ZM164 194V193H163ZM179 194V193H178ZM181 194V193H180ZM261 194V193H260ZM166 195V194H165ZM165 195H163V196H165ZM173 195V194H172ZM186 195V194H185ZM187 196V195H186ZM261 196H262V194H261ZM264 196V195H263ZM160 197V196H159ZM168 197V196H167ZM166 197V198H167ZM172 197V196H171ZM185 197V196H184ZM188 197V196H187ZM16 198V197H15ZM156 197L154 196V198H152V199H155ZM174 198H176V197H174ZM183 198V197H182ZM188 198H190V197H188ZM201 198V197H200ZM113 199H116V200H118L117 201V203L119 202V207H116L115 205H113ZM163 199V198H162ZM255 199V198H254ZM157 200H159V199H157ZM171 200V199H170ZM179 200V199H178ZM261 200V199H260ZM159 201H162L161 199L159 200ZM158 201V202H159ZM164 201H166V200H164ZM200 201V200H199ZM198 201V202H199ZM254 201V200H253ZM262 201H264V199L262 200ZM262 201H260V202H262ZM184 202H186V201H184ZM196 202V201H195ZM194 202V203H195ZM259 202V203H260ZM10 203H12V202H10ZM175 204H177L176 202H174ZM183 203V202H182ZM191 203V202H190ZM7 204H9V202L7 203ZM93 204H96L95 206L93 205ZM151 204H153V203H151ZM155 204V203H154ZM162 204V203H161ZM174 204V205H175ZM188 206H191V205H189L188 203H186ZM200 204V203H199ZM201 204H202V202H201ZM205 204H207V203H205ZM262 203H260V205H261ZM264 204V203H263ZM157 205V204H156ZM179 205H180V203H179ZM178 205V206H179ZM183 205H185V204H183ZM198 205V204H197ZM209 205V204H208ZM252 205V204H251ZM12 206H13V204H12ZM42 206V205H41ZM46 206V205H45ZM44 206V207H45ZM155 206V205H154ZM173 206V205H172ZM182 206V205H181ZM186 206V205H185ZM199 206V205H198ZM197 206V207H198ZM201 206H204V205H201ZM262 206V205H261ZM50 207V206H49ZM49 207H47V209L49 208ZM54 207V206H53ZM152 207V206H151ZM155 207H157V206H155ZM155 207H153V208H155ZM160 207V206H159ZM167 207H169V205L167 206ZM192 207V206H191ZM205 207V206H204ZM207 207V206H206ZM206 207H205V209H206ZM229 207V206H228ZM242 207V206H241ZM255 208H256V206H254ZM166 208V207H165ZM178 208V207H177ZM181 208V207H180ZM182 208H184V207H182ZM181 208V209H182ZM196 208V207H195ZM199 208V207H198ZM235 208V207H234ZM233 208V209H234ZM238 208H240V207H238ZM237 208V209H238ZM242 208H244V207H242ZM259 208V207H258ZM258 208H257V210H258ZM263 208V207H262ZM39 209V208H38ZM146 209V208H145ZM164 209V208H163ZM194 209V208H193ZM201 209V208H200ZM202 209H203V207H202ZM201 209V210H202ZM208 209V208H207ZM206 209V210H207ZM233 209L231 210V211H233ZM250 209V208H249ZM249 209H248V211H249ZM253 209V208H252ZM251 209V210H252ZM10 210H11V208H10ZM44 210V209H43ZM43 210H42V212H43ZM129 210V209H128ZM150 210V209H149ZM159 210H161V208L159 209ZM178 210V209H177ZM186 210V209H185ZM192 210V209H191ZM208 210H210V209H208ZM249 211V213L250 212H253V211ZM260 210V209H259ZM263 210V209H262ZM262 210H261V213H262ZM33 211V210H32ZM52 211V210H51ZM168 211V210H167ZM172 211H173V209H172ZM196 211V210H195ZM198 211V210H197ZM196 211V212H197ZM240 211H242V210H240L239 209V211L238 212H240ZM41 212V211H40ZM149 212H152V211H149ZM154 212V211H153ZM153 212H152V215H153ZM170 212V211H169ZM174 212H175V210H174ZM177 212V211H176ZM178 212H179V210H178ZM177 212V213H178ZM200 212V211H199ZM203 212L205 213V211L203 210ZM211 212V211H210ZM214 212V211H213ZM224 212H226V211H224ZM243 212L244 211H242V212H240V213H242V215L240 214V216L242 217L243 216V218H244V215H243ZM247 212V211H246ZM264 212V211H263ZM172 213V212H171ZM180 213V212H179ZM203 213V214H204ZM235 213V212H234ZM249 213L247 214V215H249ZM254 213V212H253ZM256 213H257V211H256ZM256 213H254L255 215H257ZM259 213V212H258ZM4 214V213H3ZM13 214H14V212H13ZM13 214H11L12 216H13ZM150 214V213H149ZM155 214V213H154ZM165 214V213H164ZM181 214V213H180ZM179 214V215H180ZM195 214V213H194ZM197 214H199L198 212H197ZM201 214H202V211H201ZM201 214L198 216V219L200 218V221H202V219L204 218V217H202V219H201ZM210 214V213H209ZM230 214H231V212H230ZM10 215V217H12ZM15 215H16V213H15ZM35 215V214H34ZM56 215H59V214H56ZM166 215H169V214H167L166 213ZM178 215V214H177ZM183 215V214H182ZM184 215H185V212H184ZM228 215V214H227ZM233 215V214H232ZM231 215V216H232ZM263 215V214H262ZM2 216V215H1ZM3 216H6V215H3ZM157 216V215H156ZM155 216V217H156ZM171 216V215H170ZM174 216H175V214H174ZM181 216V215H180ZM193 216V215H192ZM206 216H207V214H206ZM222 216V215H221ZM229 216V215H228ZM236 216L237 215H235V218H236ZM182 217H184V216H182ZM195 217H197L196 216V214H195ZM223 217V216H222ZM226 217V216H225ZM225 217H223L224 218V220H226L227 221V218L225 219ZM230 217V216H229ZM234 217V216H233ZM232 217V218H233ZM241 217H240V219H241ZM247 216L245 215V218H246ZM256 217V216H255ZM1 218V217H0ZM5 219H6V217H4ZM3 218V219H4ZM7 218H8V216H7ZM13 218V217H12ZM11 218V219H12ZM45 218V217H44ZM145 218V217H144ZM151 218H153L152 216H151ZM167 218V217H166ZM169 218V217H168ZM180 218V217H179ZM186 218V217H185ZM214 218V217H213ZM223 218H222V220H223ZM231 218V217H230ZM230 218H229V220H230ZM234 218V219H235ZM239 218V217H238ZM250 218V217H249ZM251 218H253V216L251 217ZM263 218V217H262ZM3 219H2V221H0V222H3L4 223V221H3ZM9 219V218H8ZM14 219V218H13ZM37 219V218H36ZM55 219V218H54ZM172 219V218H171ZM187 219V218H186ZM216 219V218H215ZM233 219V220H234ZM260 219H261V216H260ZM17 221H18V219H16ZM35 220V219H34ZM45 220V219H44ZM165 221H166V219H164ZM173 220V219H172ZM175 220H177V219H175ZM174 220V221H175ZM179 220V219H178ZM204 220H206V219H204ZM221 220V219H220ZM223 220V221H224ZM237 220V219H236ZM244 219H241V221H243ZM252 220H254V219H252ZM251 220V221H252ZM256 220V219H255ZM29 221H31L30 219H29ZM32 221H33V219H32ZM46 221V220H45ZM146 221H147V219H146ZM158 221V220H157ZM169 221H170V219H169ZM185 221V220H184ZM193 221V220H192ZM223 221H222V223H223ZM225 221V222H226ZM231 221V220H230ZM235 221V220H234ZM239 221V220H238ZM249 221V220H248ZM259 221V220H258ZM257 221V222H258ZM263 221H264V219H263ZM262 221V222H263ZM14 222V221H13ZM34 222V224L36 225V223H35V221H33ZM159 222V221H158ZM163 222V221H162ZM173 222V221H172ZM171 222V223H172ZM176 222V221H175ZM197 222V221H196ZM198 222H199V220H198ZM204 222V221H203ZM206 222V221H205ZM213 222V224H214V221H212ZM215 222H218L219 224L221 223V222H219V221H215ZM6 223V222H5ZM27 223H31V222H27ZM151 223H153L152 222V220H151ZM184 223V222H183ZM185 223H187V221L185 222ZM208 223H209V221H208ZM228 223V225H224V227L226 226V229H227V226L228 227H231L232 225H231V223H234V222H227ZM236 223H237V221H236ZM240 223V222H239ZM243 223V222H242ZM248 223V222H247ZM247 223H245L244 222V226L245 225H247L248 226V224ZM254 223V222H253ZM8 224V221H7V223H6V225ZM32 224V223H31ZM49 224H51L52 225V223H49ZM48 224V225H49ZM58 224V223H57ZM167 224V223H166ZM192 224H193V222H192ZM199 224V223H198ZM202 224V223H201ZM200 224V225H201ZM206 225H207V223H205ZM210 224V223H209ZM213 224H210V225H213ZM216 224V223H215ZM214 224V225H215ZM218 224V225H219ZM224 224V223H223ZM235 224V223H234ZM252 224V222L250 223L249 222V227H248V231H249V228H251V225ZM256 224V223H255ZM260 224V223H259ZM262 224H264V223H262ZM0 225H1V223H0ZM3 225V224H2ZM10 225V224H9ZM9 225H7V227L9 226ZM11 225H13V223L11 224ZM11 225H10V227H11ZM17 225V224H16ZM15 225V226H16ZM22 225V224H21ZM35 225H34V227H35ZM54 225V224H53ZM153 225V224H152ZM151 225V226H152ZM155 225V224H154ZM153 225V226H154ZM159 225V224H158ZM163 225V224H162ZM182 225V224H181ZM184 225V224H183ZM187 225V224H186ZM213 225V226H214ZM241 225H243V224H241ZM258 225V224H257ZM3 226H5V225H3ZM29 226V225H28ZM33 226V225H32ZM39 226V225H38ZM159 226H161V225H159ZM168 226V225H167ZM166 226V227H167ZM203 226H205V225H202V227ZM208 226V225H207ZM235 226V228H236V225H234ZM233 226V227H234ZM247 226H245V229H244V232H245V234H248V232H246L245 230H246V228H247ZM260 226H262L261 224H260ZM2 227V226H1ZM14 226H12L11 228H13ZM24 227V226H23ZM34 227H33V229H34ZM49 227H50V225H49ZM56 227V226H55ZM148 227V226H147ZM157 227V226H156ZM156 227H155V229H156ZM183 227V226H182ZM181 227V228H182ZM195 227H197L196 225H194V228ZM200 227V226H199ZM206 227V226H205ZM214 227H216V226H214ZM223 227V225L222 226H220V228H222ZM223 227V228H224ZM242 227V226H241ZM241 227H239L238 226V228H241ZM4 228V227H3ZM2 228V230H3V234L5 233V235H4V238H3V236H0V239H8L9 237L8 236H6L7 234H6V230L5 229H3ZM51 228H52V226H51ZM185 228V227H184ZM183 228V229H184ZM188 228V227H187ZM198 228V227H197ZM196 228V229H197ZM211 228V227H210ZM209 228V229H210ZM213 228V227H212ZM219 228V227H218ZM222 228V229H223ZM235 228H232L231 229V231L233 230V229H235ZM237 228V229H238ZM262 228H263V226H262ZM37 229H39V228H37ZM89 229V228H88ZM174 229V228H173ZM191 229V228H190ZM193 229V228H192ZM195 229V230H196ZM200 229H202L203 230V228H200ZM200 229H198V230H200ZM206 230L208 229V228H205ZM213 229H216V228H213ZM253 229V228H252ZM1 230V231H2ZM5 230V231H4ZM8 230H11L10 228L8 229ZM7 230V231H8ZM31 230V229H30ZM54 230V229H53ZM58 230V229H57ZM160 230V229H159ZM188 230V229H187ZM194 229H193V231L192 232H196ZM205 230V231H206ZM238 230H240V229H238ZM0 231V232H1ZM49 231V230H48ZM50 231H51V229H50ZM89 231H90V229H89ZM92 231V230H91ZM168 231V230H167ZM178 231H180V230H178ZM189 231V233H190V231L191 230H188ZM188 231H187V233H188ZM204 230H203V232L202 231H200V232H202V234H203V237H205V235H206V233H205V235H204V232H205ZM208 231V230H207ZM218 231H220V230H218ZM223 231H224V229H223ZM228 231H230V228H229V230ZM227 230L224 232V233H228L229 234V232H228ZM230 231V232H231ZM237 231V230H236ZM241 232L240 233H242V230H240ZM255 231V230H254ZM262 231V230H261ZM31 232H33V231H31ZM171 232V231H170ZM200 232L198 231V234L199 235H197V233L195 234L197 237L199 236V237H202L201 235H200ZM212 231L210 230L209 231V233H207L208 235L211 233ZM235 231H233L232 233H234ZM238 232V231H237ZM236 232V233H237ZM258 232V231H257ZM28 233V232H27ZM29 233H30V231H29ZM39 233V232H38ZM173 233V232H172ZM187 233H186V235L185 236H187ZM224 233H222L221 232V237H223V234ZM239 233V232H238ZM240 233H239V235H240ZM252 233H253V230H252ZM261 233H263V232H261ZM144 234V233H143ZM146 234H147V232H146ZM149 234V233H148ZM182 234L183 233H181V235H179L180 237L182 236ZM190 234H192V233H190ZM214 234H215V236H214ZM213 234V232L211 233V235H212V237L214 236L215 237V239L217 240V238H220L219 236H216V235H218V232L216 231L215 233ZM220 234V233H219ZM227 234V235H228ZM231 234V233H230ZM235 234V233H234ZM243 235H244V233H242ZM255 234H257V233H255ZM258 234L260 235V230H259V232H258ZM29 235V234H28ZM175 235V238H178L179 239V237H176V234H174ZM226 235V234H225ZM226 235V236H227ZM263 235V234H262ZM36 236V239H37V235H35ZM50 236H51V234H50ZM49 236V237H50ZM149 236V235H148ZM163 236V235H162ZM166 236V235H165ZM183 236H184V234H183ZM190 236H194V235H190ZM233 236V235H232ZM244 236H246V235H244ZM244 236H242V235H240L239 236V238L240 237H244ZM248 236L250 237V235L248 234L246 237L248 238ZM252 236V235H251ZM7 237V238H6ZM16 237V236H15ZM18 238H19V236H17ZM22 237V236H21ZM27 237V236H26ZM34 237V236H33ZM73 237V236H72ZM142 237H144V236H142ZM174 237V236H173ZM189 237V234H188V236H187V238ZM202 237V238H203ZM206 237H207V235H206ZM211 237V238H212ZM214 237L212 238V239H210V240H213V241H215L214 242V245H215V243H216V240H214ZM217 237V238H216ZM225 237V236H224ZM237 237H238V235H237ZM263 237H264V235H263ZM28 238V237H27ZM29 238H31L30 240H32V237L30 236ZM74 238V237H73ZM145 238V237H144ZM143 238V239H144ZM150 238V237H149ZM151 238H153V237H151ZM150 238V239H151ZM164 238V237H163ZM167 238H168V236H167ZM190 238V237H189ZM201 238V239H202ZM208 238V241L211 243L212 241H210L209 240V238H210V236L209 237H207ZM22 239H24V238H22ZM34 239H35V237H34ZM42 239V238H41ZM45 238L43 237V239H42V241L44 240ZM49 239H51V238H49ZM85 239V238H84ZM156 239V238H155ZM161 239V238H160ZM165 239H166V237H165ZM177 239V240H178ZM181 239H183V237L181 238ZM184 239L186 240V237H184ZM183 239V240H184ZM190 239H192V237L190 238ZM195 239V238H194ZM227 239H229L228 237H227ZM231 239H233V238H231ZM234 239H235V237H234ZM242 239V238H241ZM250 239V238H249ZM9 240L10 239H8L7 241H8V244H6V246L7 245H9V243L11 242H9ZM16 240V239H15ZM19 240V239H18ZM18 240L16 241V242H13L12 243V246L13 247H15V248H17V247H19L18 245H16L15 246V243H20V242H18ZM29 240V241H30ZM38 240L39 239H37V240H35V241H37L38 242ZM45 240H47V239H45ZM52 240V239H51ZM50 240V241H51ZM92 240V239H91ZM142 240V239H141ZM157 240V239H156ZM155 240V245H153V243L151 242V243H147V244H152V247L153 246H158V245H156V244H160L161 242L159 241V240H157V241H159L160 243H158L157 241ZM169 241L171 240V237L168 239ZM176 240V239H175ZM175 240H172V241H175ZM183 240H182V242H183ZM187 240H189V239H187ZM204 240V239H203ZM205 240H207L206 238H205ZM238 240V239H237ZM240 240V239H239ZM244 240V239H243ZM242 240V241H243ZM247 240V239H246ZM245 240V241H246ZM7 241L5 242V243H7ZM34 241V240H33ZM41 241V242H42ZM88 241V244L90 243L91 244V242H89V240H87ZM99 241V240H98ZM129 241V240H128ZM145 242H147L146 241V239L144 240ZM148 241H149V239H148ZM151 241H153V239L151 240ZM166 241V240H165ZM171 241V242H172ZM189 241H191V240H189ZM207 241V242H208ZM222 241V240H221ZM221 241H219L218 240V242H221ZM230 241V240H229ZM229 241H227L229 244H230V242ZM232 241V240H231ZM248 241V240H247ZM246 241V242H247ZM52 242V241H51ZM126 242V241H125ZM140 242V241H139ZM138 242V243H139ZM143 242V241H142ZM154 242V241H153ZM170 242V244H172ZM186 242V244H188L187 242L188 241H185ZM196 240L195 241H193L192 243L194 244H196ZM201 242V241H200ZM206 242V241H205ZM224 242V240L221 242V243H223ZM225 242H226V240H225ZM224 242V243H225ZM232 242H234V240L232 241ZM237 242V241H236ZM236 242H235V247H236ZM262 241H260L259 242V244L258 245H261L262 243H261ZM0 243H2V241H0ZM30 243V242H29ZM36 242H34L33 244H35ZM40 243V242H39ZM57 243V242H56ZM86 243V241L84 242V244ZM130 243V242H129ZM180 244H181V242H179ZM179 243H177V244H179ZM191 243V242H190ZM199 243V242H198ZM197 243V244H198ZM203 244H204V242H202ZM201 243V244H202ZM209 243V244H210ZM243 243L245 244V242L243 241ZM243 243H240V244H238V245H240V247H242V245H243ZM255 243V242H254ZM21 244H23V243H21ZM26 244V243H25ZM33 244H28L27 246L28 247H31L30 245H32V247H35V246H37V244L36 245H33ZM41 244V246L42 245H44V247L43 248H45V245L46 244H43V242L42 243H40ZM39 244V245H40ZM47 244H49V242L47 243ZM78 244H80L81 245V243L79 242ZM83 244V245H84ZM87 244V243H86ZM86 245V247L87 246H89V245ZM94 244V243H93ZM98 244V243H97ZM97 244H95V245H97ZM122 244V243H121ZM124 244H126V243H124ZM142 244H145L144 242L142 243ZM163 244H165V243H163ZM170 244L168 245L167 244V246H166V244H165V246L166 247H168V246H170ZM174 244V243H173ZM176 244V245H177ZM184 244V242L181 244L182 246H184L183 245ZM192 244V245H193ZM194 244V245H195ZM202 244V245H203ZM227 244V243H226ZM234 244V243H233ZM232 243L230 244V245H228V246H231V245H233ZM246 244H248V243H246ZM0 245H2V244H0ZM3 245H4V243H3ZM20 245V244H19ZM52 245H53V243H52ZM83 245H81V247L83 246ZM127 245H128V243H127ZM129 245H132L131 243L129 244ZM161 245V244H160ZM176 245H174L175 247H176ZM191 245V244H190ZM189 245V246H190ZM192 246V247H195V246ZM206 245V244H205ZM218 245H220V244H218ZM218 245H216V246H218ZM253 245V244H252ZM255 245V244H254ZM254 245L253 246H251L250 245V247H252V249H254V250H256L255 248H253L254 247ZM263 245H264V242H263ZM263 245L261 246V247H263ZM6 246H4V247H6ZM24 245H22V246H20V247H23ZM50 246V245H49ZM64 245H62V247H63ZM85 246V245H84ZM90 246H92V245H90ZM87 247V249H88V251H89V248H90V250L92 249L91 247ZM94 246V245H93ZM92 246V247H93ZM121 246V245H120ZM123 246V245H122ZM125 246V245H124ZM133 246H134V244H133ZM136 246V245H135ZM141 246V245H140ZM140 246H139V249H141V248H143V247H141L140 248ZM149 246V245H148ZM151 246V245H150ZM164 246V245H163ZM174 246H173V248H174ZM181 246V247H182ZM188 245H186V246H184V247H187ZM201 246V245H200ZM199 246V247H200ZM213 246V245H212ZM212 246H210L209 245V247H211V248H213ZM223 246H224V244H223ZM247 246H249V244L247 245ZM19 247V248H20ZM24 247H26V245L24 246ZM24 247L23 248H21V249H24ZM39 247V246H38ZM85 247V248H86ZM111 247V246H110ZM110 247L108 246V249H110ZM117 247V246H116ZM131 247V246H130ZM160 248L162 247V246H159ZM171 247V246H170ZM179 247V246H178ZM196 247H198V245H196ZM215 247V246H214ZM243 247H244V245H243ZM256 247V246H255ZM260 247V246H259ZM258 247V248H259ZM260 247V248H261ZM0 248H2V250H3V247L2 246H0ZM8 248H10V247H8ZM12 248V247H11ZM19 248H17V249H19ZM48 249H49V247H47ZM84 248V247H83ZM119 248H121V247H119ZM118 248V249H119ZM136 248L138 249V247H134L133 249L131 248V250H136ZM148 248V247H147ZM151 248V247H150ZM154 248V247H153ZM152 248V249H153ZM157 248V247H156ZM206 248H208V247H206ZM218 248V247H217ZM224 248H225V246H224ZM224 248H222V250H224ZM229 247H227V248H225V250H226V252H227V249H228ZM259 248V249H260ZM14 249V248H13ZM12 249V250H13ZM34 249H36V247L34 248ZM40 249V248H39ZM58 249H62V248H58ZM66 249V248H65ZM126 249H127V247H126ZM139 249H138V251H139ZM144 249V248H143ZM145 249H146V246H145ZM149 249V248H148ZM158 250H160L159 248H157ZM157 249H153L154 251L156 250V251H158ZM163 249V248H162ZM168 249H170L169 247H168ZM177 249V248H176ZM175 248H174V250H176ZM190 249H191V246H190ZM210 249V248H209ZM216 249V248H215ZM215 249H213V250H215ZM236 249V248H235ZM235 249H233L234 251H235ZM237 249H239V247L237 248ZM245 249V248H244ZM243 249V250H244ZM249 250V252L251 251L250 249L251 248H247L246 247V250ZM1 249H0V252L2 251ZM9 250V249H8ZM41 250V249H40ZM113 251H114V247H113V249H112ZM115 250H117V249H115ZM128 250V249H127ZM130 250V251H131ZM165 250V249H164ZM164 250H163V252H164ZM166 250H167V248H166ZM171 250V249H170ZM178 251L180 250V249H177ZM185 250H186V248H185ZM189 250V249H188ZM211 250V249H210ZM219 249H217V251H218ZM224 250V251H225ZM232 250V253L234 252ZM241 250H242V248H241ZM258 250V249H257ZM44 251V250H43ZM56 251V250H55ZM54 250H53V252H55ZM62 251V250H61ZM64 251V250H63ZM94 251V250H93ZM141 251H142V249H141ZM144 251V250H143ZM142 251V252H143ZM152 251V250H151ZM198 251H199V249H198ZM197 251V252H198ZM207 251H208V249H207ZM206 251V252H207ZM216 251V252H217ZM224 251H222V254H220L221 253V250H219V258H220V255H222V258H220V260L221 259H224V257L223 256H232V254H228L229 252H231V251H229V252H227V254L226 255H224ZM260 251V250H259ZM3 252V251H2ZM8 252V251H7ZM7 252H5V253H7ZM15 252H17V251H15ZM14 252V253H15ZM23 255H26V252H25V254L23 253V251H20ZM29 252V251H28ZM34 252H39V251H33L32 253H33V255L35 256V254H34ZM137 252V251H136ZM142 252H141V254H142ZM169 251L167 250V253H168ZM171 252H172V250H171ZM174 253L176 252V251H173ZM183 252V251H182ZM181 252V254H183ZM196 252V251H195ZM204 252V251H203ZM209 252V251H208ZM215 251H212L211 252V255H213V254H215L214 253ZM248 252V253H249ZM258 252V251H257ZM4 253V252H3ZM3 253H2V257L4 258V256H3ZM32 253H30L29 252V254H32ZM66 253V252H65ZM65 253H64V255H65ZM90 253H92V252H90L89 251V253L88 254H90ZM130 253V252H129ZM146 253H147V250H146ZM154 253V252H153ZM157 253V252H156ZM159 253H162V252H160V251H158V254ZM178 254H180V252H177ZM188 253V252H187ZM190 253V252H189ZM192 253V252H191ZM199 253V252H198ZM198 253H195V254H198ZM213 253V254H212ZM234 253H237L236 251L234 252ZM233 253V254H234ZM240 253H241V251H240ZM243 253H245V250H244V252ZM254 253V252H253ZM263 253V252H262ZM8 254V253H7ZM9 254H10V251H9ZM8 254V255H9ZM17 254V253H16ZM21 254V255H22ZM94 254H96V253H94ZM99 254V253H98ZM122 254V253H121ZM132 254V253H131ZM136 254V253H135ZM195 254H193L194 256H195ZM200 254V253H199ZM208 254H210V252L208 253ZM217 255H218V253H216ZM215 254V255H216ZM237 254H239V252L237 253ZM236 254V255H237ZM256 254V253H255ZM255 254H253L254 256H255ZM6 255V254H5ZM8 255H6L7 257H8ZM12 254H10L9 256H11ZM33 255H30V259H32V256ZM39 255V254H38ZM41 255V254H40ZM43 255V254H42ZM105 255V254H104ZM134 255V254H133ZM148 256H149V254H147ZM184 255H186L185 254V252H184ZM193 255L191 256V257H193ZM258 255V254H257ZM96 256V255H95ZM101 256V255H100ZM103 256V255H102ZM101 256V257H102ZM118 256H120V255H118ZM140 256H142V255H140ZM143 256L145 257V255H144V252H143ZM152 256V255H151ZM157 256V255H156ZM163 256V255H162ZM165 256V255H164ZM167 256V255H166ZM180 256V255H179ZM187 256V255H186ZM185 256V257H186ZM198 256V255H197ZM201 256V255H200ZM204 256V255H203ZM208 256H210V255H208ZM227 256V257H228ZM230 256V257H231ZM240 256H242V254L240 255ZM247 256V255H246ZM249 256H251V255H249ZM264 256V253L262 254V257ZM22 257H24V256H22ZM27 257H29V256H27ZM27 257H25V258H27ZM36 257H37V255H36ZM34 258L33 257V260L35 259V261H36V259L37 258H39V257H37V258ZM98 257V256H97ZM123 257V256H122ZM131 257V256H130ZM150 257V256H149ZM158 257V256H157ZM168 257H170V258H168L167 260H169V259H172L171 258V256H168ZM188 257V256H187ZM202 257V256H201ZM200 257V258H201ZM212 257V256H211ZM236 257V256H235ZM242 257H244V256H242ZM259 257V256H258ZM49 258V257H48ZM58 258V257H57ZM56 258V259H57ZM121 258V257H120ZM136 258H137V254H136ZM146 258V257H145ZM151 258V257H150ZM161 259H162V257H160ZM164 258V257H163ZM176 258V257H175ZM184 258V257H183ZM182 258V259H183ZM190 258V257H189ZM188 258V259H189ZM194 258V257H193ZM195 258H196V256H195ZM198 258H199V256H198ZM210 258V257H209ZM216 258H217V256H216ZM218 258V259H219ZM236 258H239V257H236ZM241 258V257H240ZM256 258V257H255ZM260 258H261V256H260ZM8 258H6V259H3L2 260V258H1V264H2V261L3 262H5V260H7ZM50 259H51V257H50ZM59 259V258H58ZM81 259H83V258H81ZM85 259V258H84ZM86 259H88L87 257H86ZM85 259V260H86ZM89 259H90V257H89ZM99 259V258H98ZM102 259V258H101ZM133 259V258H132ZM138 259V258H137ZM136 259V260H137ZM144 259V258H143ZM142 259V260H143ZM180 259V258H179ZM179 259H178V261H179ZM181 259V260H182ZM197 259V258H196ZM206 259V258H205ZM213 260H214V258H212ZM233 259V258H232ZM235 259V258H234ZM263 259V258H262ZM10 260V259H9ZM25 261H26V259H24ZM29 260V259H28ZM92 261H94L93 260V258L91 259ZM104 260V259H103ZM107 260V259H106ZM108 260H109V258H108ZM145 260V259H144ZM143 260V261H144ZM146 260H148L147 258H146ZM187 260V259H186ZM190 260V259H189ZM200 260V259H199ZM203 260V259H202ZM210 260V259H209ZM228 260V259H227ZM261 260V259H260ZM13 260H11L10 262H12ZM25 261H24V263H25ZM30 261H32V260H29V261H26V264L29 262L30 263ZM57 261V260H56ZM59 261V260H58ZM90 261V260H89ZM88 261V262H89ZM133 261H135V260H133ZM138 261V260H137ZM140 261H141V258H140ZM150 261V260H149ZM170 261V260H169ZM174 261H176V259L174 260ZM196 261V260H195ZM201 261V260H200ZM259 261V260H258ZM257 261V262H258ZM9 261H7V263H8ZM10 262L8 263V264H10ZM16 262V261H15ZM14 262V263H15ZM63 262V261H62ZM84 262V261H83ZM83 262H81V263H83ZM87 262V263H88ZM108 262H110V261H108ZM152 262V261H151ZM150 262V263H151ZM171 262V261H170ZM182 262H183V260H182ZM185 262V261H184ZM191 262V261H190ZM189 262V263H190ZM199 262V261H198ZM218 262H219V260H218ZM7 263H5V264H7ZM32 263V262H31ZM37 263V262H36ZM57 262H55V264H56ZM67 263V262H66ZM65 263V264H66ZM69 263V262H68ZM91 263V262H90ZM97 263V262H96ZM141 264H142V262H140ZM149 263V264H150ZM154 262H152L151 264H153ZM161 263V262H160ZM165 263V262H164ZM163 263V264H164ZM173 263V262H172ZM174 263H177V264H179L180 262H174ZM186 263V262H185ZM188 263V262H187ZM186 263V264H187ZM195 263V262H194ZM205 263V262H204ZM211 262H208V264H210ZM4 264V263H3ZM33 264V263H32ZM34 264H35V262H34ZM43 264V263H42ZM58 264V263H57ZM74 264V263H73ZM84 264V263H83ZM86 264V263H85ZM89 264V263H88ZM92 264H93V262H92ZM121 264V263H120ZM166 264V263H165ZM167 264H168V261H167ZM170 264V263H169ZM182 264V263H181ZM192 264V263H191ZM201 264V263H200Z\"/></svg>",
	"mask_w": 264,
	"mask_h": 264
}]
</instances>
